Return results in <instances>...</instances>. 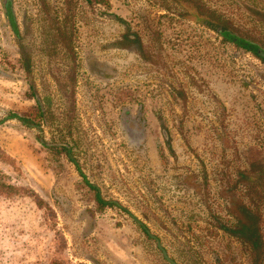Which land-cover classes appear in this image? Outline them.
Segmentation results:
<instances>
[{
    "label": "rangeland",
    "instance_id": "obj_1",
    "mask_svg": "<svg viewBox=\"0 0 264 264\" xmlns=\"http://www.w3.org/2000/svg\"><path fill=\"white\" fill-rule=\"evenodd\" d=\"M109 1L0 0V264H251L219 221L264 165V62L177 0ZM191 1L264 48V0Z\"/></svg>",
    "mask_w": 264,
    "mask_h": 264
},
{
    "label": "flooded vegetation",
    "instance_id": "obj_2",
    "mask_svg": "<svg viewBox=\"0 0 264 264\" xmlns=\"http://www.w3.org/2000/svg\"><path fill=\"white\" fill-rule=\"evenodd\" d=\"M175 5H177V7H181L183 12H185L188 15H190L189 9H193L196 10V12L200 16L205 18H210V21L211 20L212 21L210 24H207V26L214 30L215 28L213 27H218V26L223 27L219 24L217 20L212 19V16H215L213 12L204 10L202 6H200L197 3H194L191 0H185V1L177 0ZM6 6L8 9V4ZM260 15L264 17V13ZM190 17H192V15H190ZM29 18L33 19L30 16ZM12 20H13L12 25L14 26V31L17 33L18 36L19 45H22L24 39L22 37V32L18 27L19 26L18 22L14 17H12ZM194 20H198V18H194ZM221 29H228V31H230L229 28H221ZM230 32L233 33L232 31ZM237 37L247 40L245 39L246 37L242 35L241 36L237 35ZM122 38L125 40L126 39L132 40L133 42L138 41L136 37L134 38L131 37L130 35L127 36L124 35ZM250 42L252 43L253 46L249 47V49L247 50L253 53L258 59H263L259 57V55L255 52V50L256 49L264 50V48H262V46H260L257 43H254L252 41ZM58 45H59L58 43H55V46ZM263 60L261 61L264 62ZM123 119H124L123 122L124 125L130 123L134 125V122L137 121V120L135 121L134 118L130 119L126 117V119L125 118ZM31 127L36 128L35 125L33 126V124ZM43 145L52 150L58 149L59 151H66L67 152L66 156L68 160L71 163H74L76 169L83 178L82 184L84 183L86 188L90 189L86 183V181H88L92 186L97 188L94 184H92L89 181L86 174L80 168L79 162L74 158L72 154L73 149L68 143L53 142V144H51V142L48 143L43 142ZM257 153L258 152H256V150L250 149L249 151H247V153H245L244 156L241 155L240 156L241 158L247 157L249 159L250 165L244 167L243 169L237 170L234 179H232L231 176L225 177L224 187L222 190L223 193L222 197H223V203L225 204L224 207L227 209V214L229 219L225 221L220 220L219 222H220V227L222 228L223 231L228 233L232 238L233 237L236 238L242 255L246 254L251 264H264V165L261 164L262 163L261 160L259 161V159L262 157H259ZM143 229L145 228L143 227ZM145 232H148L147 229H145ZM162 252L164 255L165 251L162 250ZM164 258L166 259V257ZM166 261L168 260L166 259Z\"/></svg>",
    "mask_w": 264,
    "mask_h": 264
},
{
    "label": "trees",
    "instance_id": "obj_3",
    "mask_svg": "<svg viewBox=\"0 0 264 264\" xmlns=\"http://www.w3.org/2000/svg\"><path fill=\"white\" fill-rule=\"evenodd\" d=\"M98 3H101L107 7H111L110 5V1L109 0H98ZM212 19H215L219 22V24L223 27H213L215 28L216 31H218L220 28H228V24H226V22L222 21L219 18H216L215 16H212ZM228 26V27H227ZM64 34V33H63ZM222 36H224V40L225 42H235L239 45H241L242 47H244L245 49H249V47H252V43L250 41L244 40L240 37H237V35L231 33L230 31H228V29H222ZM130 42H133L132 40L127 39ZM22 59H23V65L27 68H29V63H30V55L26 54L25 48L22 47ZM263 60V59H261ZM264 61V60H263ZM43 113L40 111V116L43 117ZM13 119H17L20 122L24 123V124H28L30 123V121L26 118H22L17 114H10L8 116V120H13ZM44 119V118H43ZM2 124V123H1ZM0 124V125H1ZM87 185L89 186L91 191H96V199H97V203L99 205V209L102 210L104 207L106 206H113L112 204H110L109 202H106L102 197L100 192L98 191L97 188H95L94 186H92L88 181H86ZM16 193H18V188L15 184H13L12 182H8L6 181H0V195H4V196H13ZM54 264H58V262H54Z\"/></svg>",
    "mask_w": 264,
    "mask_h": 264
},
{
    "label": "water",
    "instance_id": "obj_4",
    "mask_svg": "<svg viewBox=\"0 0 264 264\" xmlns=\"http://www.w3.org/2000/svg\"><path fill=\"white\" fill-rule=\"evenodd\" d=\"M218 33H220V34L222 33V29L221 28L218 30ZM255 52L259 55V57L264 59V50L256 49ZM164 257H166V259L169 261L170 264H177L176 262H174L173 260H171L168 257V254L166 252H164Z\"/></svg>",
    "mask_w": 264,
    "mask_h": 264
}]
</instances>
